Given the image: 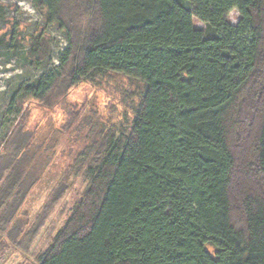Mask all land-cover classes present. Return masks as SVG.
Listing matches in <instances>:
<instances>
[{"label": "trees", "instance_id": "obj_1", "mask_svg": "<svg viewBox=\"0 0 264 264\" xmlns=\"http://www.w3.org/2000/svg\"><path fill=\"white\" fill-rule=\"evenodd\" d=\"M34 7L67 47L10 99L0 246L24 255L23 240L59 195L47 193L26 230L12 227L41 183L47 146L25 134L27 117L63 115L72 123L61 124L64 132L80 138L52 147V156L82 148L71 167L84 169L88 185L36 264H264V0H34ZM234 10L236 26L227 21ZM116 78L139 94L127 127L110 132L93 108L85 117L67 98Z\"/></svg>", "mask_w": 264, "mask_h": 264}, {"label": "rangeland", "instance_id": "obj_2", "mask_svg": "<svg viewBox=\"0 0 264 264\" xmlns=\"http://www.w3.org/2000/svg\"><path fill=\"white\" fill-rule=\"evenodd\" d=\"M239 19L240 16L235 10L227 17L228 23L232 26H236ZM193 26L197 30L205 29L204 24L197 19H193ZM66 47L64 33L56 25L46 23L42 14L34 7V0H0V151L14 127L7 110L16 89L56 66ZM32 56L36 57L33 62L29 61ZM138 94L137 86L116 78L98 88H78L69 94L67 100L75 110L82 108L85 117L93 108L102 121V127L105 126L110 132H118L129 124L130 112L136 104ZM34 115L30 114L27 117L24 132L25 134L30 132V136L34 135L36 143L47 145L40 161L44 163L43 175L35 194L28 197V202L18 213L19 220H15L12 227L26 230L23 226L25 219L39 212L47 193L51 191L59 195L51 201L35 235L29 240L27 238L23 240L22 245L26 248L24 255L14 252L4 242L5 246H0V264H36L37 258L51 246L73 208L82 199L88 185V180L83 174L84 169L71 167L72 160L82 148L77 150L73 157L69 152H57V156L56 154L52 156L54 154L52 147L67 142L65 145L68 148L71 142L80 138L77 133L69 137V133L62 129L61 124L69 123L66 121L67 118L61 115L59 119L54 118L51 121L53 118L40 120ZM71 125L72 123H69V126ZM95 127L98 130L101 126ZM85 129L87 128H82L81 131L84 135L88 132ZM67 139L68 141H65ZM90 140V143L94 142L95 137ZM52 158L53 161L50 160ZM4 167L5 160L1 159L0 175Z\"/></svg>", "mask_w": 264, "mask_h": 264}]
</instances>
